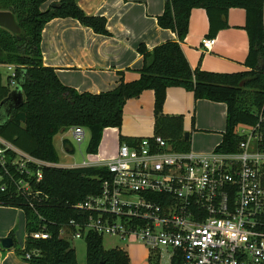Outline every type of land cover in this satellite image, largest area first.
<instances>
[{
    "label": "trees",
    "instance_id": "16d2710c",
    "mask_svg": "<svg viewBox=\"0 0 264 264\" xmlns=\"http://www.w3.org/2000/svg\"><path fill=\"white\" fill-rule=\"evenodd\" d=\"M47 1L0 0V10L12 11L22 30L17 35L0 27V44L7 52L0 62L15 64L17 84L22 85L24 94L23 103L0 120V138L36 160L27 161L19 170L12 163L18 154L6 150L7 162L0 163V205L18 207L25 213V245H14L17 254L29 264H79L76 248L60 231L72 219H80L83 213L77 204L101 191L108 172L106 167L92 165L59 166L55 136L73 126L88 128L91 136L87 153L97 154L104 130L122 126L127 100L153 90L156 134L169 139L176 149L188 150L190 136L185 139L184 116L164 113L168 88L183 87L193 92L195 99L227 105L226 130L217 151L237 149L246 138L236 132L241 125L255 126V133L261 137L259 145L264 148V0H167L163 13L157 17L158 24L174 31L177 39L152 50L141 43L138 50L144 64L139 78H121L116 87L100 93L80 92L62 83L56 69L43 64L42 31L54 18L73 17L94 32L108 35L106 17L87 14L76 0H59L57 6L43 9ZM194 8L206 10L210 37L229 26L227 16L231 8L245 9L248 70L225 73L192 68L181 42L189 33ZM11 78L10 75L4 85L0 73V104L13 89ZM119 140L134 143L137 139L120 134ZM63 143L70 153H75L68 139ZM38 171L41 179H37ZM21 180L30 184V192L19 186ZM43 229L48 231L49 238L32 237L34 231ZM9 236L14 238V232ZM85 241L87 264H130L125 248L106 249L103 236L90 232Z\"/></svg>",
    "mask_w": 264,
    "mask_h": 264
},
{
    "label": "built area",
    "instance_id": "2783aa9c",
    "mask_svg": "<svg viewBox=\"0 0 264 264\" xmlns=\"http://www.w3.org/2000/svg\"><path fill=\"white\" fill-rule=\"evenodd\" d=\"M215 42V37L202 40L208 50ZM11 76L14 87L15 69ZM239 127L237 134L246 138L235 151L178 150L155 133L120 143L108 159L85 161V166L106 167L108 174L100 192L77 204L80 219H72L60 235L70 228L75 239L93 232L125 243L113 248L143 243L167 253L171 264H264V148L255 126H247L248 131ZM71 130L78 143L84 142V127ZM0 141L2 165L7 149L18 154L12 163L19 170L27 161H36ZM19 186L31 191L22 180ZM32 237L46 239L49 233L34 231Z\"/></svg>",
    "mask_w": 264,
    "mask_h": 264
},
{
    "label": "crops",
    "instance_id": "0c3cea01",
    "mask_svg": "<svg viewBox=\"0 0 264 264\" xmlns=\"http://www.w3.org/2000/svg\"><path fill=\"white\" fill-rule=\"evenodd\" d=\"M58 1L48 0L42 8L47 9ZM166 1L78 0L87 14L106 17L109 34H98L73 17L54 18L42 31L43 64L54 67L62 83L80 92L100 93L116 87L121 78L125 81L138 79L139 69L144 64L143 55L138 50L140 44L144 43L152 50L163 42L177 39L174 31L158 24L157 17L163 13ZM227 20L229 26L210 37V21L206 10H192L189 33L181 46L193 69L200 67L207 71L225 73L249 69L245 65L249 52L245 9L231 8ZM214 37L215 44L211 49H206L202 40ZM9 66L12 65L0 62L4 85L10 76L4 70H12L13 73L15 69L13 66V69H9ZM154 102L153 90H145L139 97L128 99L124 106L122 126L107 127L104 130L98 153L90 154L88 161L96 162L116 154L117 146L111 153L106 146L105 138L110 135L122 134L139 139L155 134ZM9 108L8 103L1 106L0 120L9 116ZM164 113L183 115L184 131L191 125L192 129L206 132L199 141L200 150L197 152H209L210 146L218 139L217 134L211 132L222 133L226 130L227 105L195 99L193 92L183 87L168 88ZM62 139L64 141L68 138ZM21 221L26 230L25 213L21 208L0 205V264H29L17 254L15 248V245L24 247L27 233L23 240L14 235L15 245L10 248L2 245V239L18 229Z\"/></svg>",
    "mask_w": 264,
    "mask_h": 264
},
{
    "label": "rangeland",
    "instance_id": "374dc122",
    "mask_svg": "<svg viewBox=\"0 0 264 264\" xmlns=\"http://www.w3.org/2000/svg\"><path fill=\"white\" fill-rule=\"evenodd\" d=\"M3 45L0 44V58L4 57L7 52L2 49ZM13 68H15V64L11 63ZM5 74L12 73V70H4ZM17 82V80H16ZM19 82V81H18ZM17 84V83H16ZM14 88V87H13ZM238 128V127H237ZM239 131L241 130H249V127L243 126L239 127ZM86 131V139L82 143H78L72 133L71 129H66L63 132H60L56 135L54 142L56 145V148L58 150L59 156H60V163L59 166L63 167H74V166H81L84 164V161H88L91 158V155L87 153L86 147L88 145L91 133L88 128H85ZM185 132L190 133V147L194 151H199V141L202 136H204L205 131H198L191 128V125L185 129ZM224 132V131H223ZM217 133V132H211V134H217L216 142H214L210 148L209 152L212 150H215L216 146L222 141L224 133ZM219 134V135H218ZM68 138L72 145L75 148V153H70L66 147V145L63 143V139ZM118 138L119 136L117 134L110 135L108 138H105V141L107 142L108 152L111 153L114 151L116 146L118 147ZM120 142V140H119ZM206 153V152H205ZM14 235H16L17 238L20 240L25 239L26 236V230L23 227V221H21L20 227L16 230H14ZM63 237L65 239L72 242L74 247L76 248L77 252V258L79 264H87L86 262V241L84 238L82 239H75L73 238V231L70 228H66L65 232L63 234ZM125 243L120 240H113L109 238L108 236L104 237V245L105 247H113V246H122ZM125 250L127 251L129 258H130V264H171L170 262V256L167 253H160L159 251H156L154 249H151L147 247L143 243H127L125 246Z\"/></svg>",
    "mask_w": 264,
    "mask_h": 264
},
{
    "label": "water",
    "instance_id": "95a60500",
    "mask_svg": "<svg viewBox=\"0 0 264 264\" xmlns=\"http://www.w3.org/2000/svg\"><path fill=\"white\" fill-rule=\"evenodd\" d=\"M76 1L78 3V0ZM57 5H58L57 2L52 3L53 7ZM0 27L6 28L12 33L17 34V35H19L22 31L20 25L18 24L15 18L14 13L10 10H0ZM23 101H24L23 87L21 84H17L12 89V91L9 93L8 97H6V99L2 101V103L0 104V108L3 104L8 103L10 107L9 110L11 112L13 109L18 108L23 103ZM189 136H190V133L185 132V139H189ZM13 244H14V241L11 236H7L2 239V245L6 248L12 247Z\"/></svg>",
    "mask_w": 264,
    "mask_h": 264
}]
</instances>
